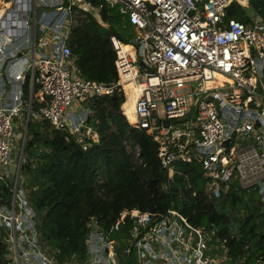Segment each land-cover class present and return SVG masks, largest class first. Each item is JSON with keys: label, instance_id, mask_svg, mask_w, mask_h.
<instances>
[{"label": "built area", "instance_id": "1", "mask_svg": "<svg viewBox=\"0 0 264 264\" xmlns=\"http://www.w3.org/2000/svg\"><path fill=\"white\" fill-rule=\"evenodd\" d=\"M200 1L0 0V60H7L12 44L31 27L32 43L18 53L32 58L22 57L24 69L13 74L22 81L28 73L30 87L38 89L37 106L32 111L29 100L28 113L67 132L86 150L97 140L86 125L87 102L133 83L129 123L159 144L163 167L176 160L197 162L215 197L237 178L264 203V21L258 15L246 22L226 18L233 0ZM103 7L115 9L135 29L136 44L110 36L118 75L113 83L79 77L67 43L79 18L76 9L98 18ZM37 38L47 46L38 47ZM11 99L3 104L0 98V180L12 192L11 249L17 264H61L41 250L34 211L18 183L25 162L23 146L14 142L21 90ZM136 211L141 212L124 208L108 231L88 222L85 264H219L212 228L193 225L174 209L148 225L149 213L142 217ZM127 214L136 225L120 247L111 232ZM220 254L227 258L225 248Z\"/></svg>", "mask_w": 264, "mask_h": 264}, {"label": "trees", "instance_id": "2", "mask_svg": "<svg viewBox=\"0 0 264 264\" xmlns=\"http://www.w3.org/2000/svg\"><path fill=\"white\" fill-rule=\"evenodd\" d=\"M76 10L79 18L67 42L71 67L81 78L115 82L110 36L122 38L112 23V9L103 7L98 18ZM255 15L264 21V0H248L247 6L233 0L226 18L246 22L247 16ZM24 91L28 96V88ZM124 101L121 89L90 98L86 125L97 140L86 150L67 132L29 119L18 183L22 181L34 211V227L45 254L61 264H85L88 222L108 231L124 208H136L149 213L151 225L174 209L191 224L212 228L211 241L218 252L226 249L228 263L264 264V203L256 198V190L244 189L232 178L228 190L215 197L199 163L176 160L163 167L159 144L127 121L121 110ZM11 201V186L0 180V206L9 207ZM119 224L111 236L121 247V239L136 223L127 214ZM9 231L7 224H0V264L12 263Z\"/></svg>", "mask_w": 264, "mask_h": 264}, {"label": "crops", "instance_id": "3", "mask_svg": "<svg viewBox=\"0 0 264 264\" xmlns=\"http://www.w3.org/2000/svg\"><path fill=\"white\" fill-rule=\"evenodd\" d=\"M128 25L132 28L133 34H134V32H135L134 27L130 24H128ZM31 36H32V28L30 27L27 30V33L23 37L19 38L16 41V43L14 42L12 44L13 48L8 50V53H7V55H8L7 61H4L3 59L0 60V98H1V103L5 104V103H10V101L12 102V99H11L12 93L18 92L21 90L22 96H23V104H22L23 107H22V110H21L19 117L15 119V128H16V130L18 129L17 123L20 121V119H22V123L25 120V123H24L25 130L24 131H26V128H27V120L29 121V119H31V118L32 119H38L32 115L33 113L30 114L26 110L29 100H31L32 103L33 102L36 103L35 106H37L38 89H37V87H34V88L30 87V76L28 78V81H26V76L29 75L28 73L22 81L14 80L13 74L19 72V70H23L25 67V61H26L25 59H28L30 57V56H28V58H26L27 56L22 55L18 52L20 49H23V48L25 49L27 47L29 37H31ZM133 38L129 39V40H133ZM122 40L124 42L129 43V41L124 40L123 38H122ZM22 57H25V59H22ZM1 58H2V56H1ZM31 58H32V56L30 57V59ZM12 62H14V63H12ZM11 63H12L11 68H9V65ZM6 64H7V66H6ZM24 88H28V92H29L28 96H25V97H24V95H26V93L24 91ZM121 90H123V92L125 94V101L121 105V110H122V113L126 116L127 121L129 122V120L133 119L132 105H133V102L136 98L135 86L133 85V83L128 84V85H125V88L121 89ZM32 103H31V106H32ZM76 112H77L76 114L79 115V111L77 110Z\"/></svg>", "mask_w": 264, "mask_h": 264}, {"label": "rangeland", "instance_id": "4", "mask_svg": "<svg viewBox=\"0 0 264 264\" xmlns=\"http://www.w3.org/2000/svg\"><path fill=\"white\" fill-rule=\"evenodd\" d=\"M236 1L239 4L243 5V6H247V4H248V0H236ZM201 3H202V0L200 1V5H201ZM110 11H111V14L114 16L113 17L114 20H113L112 23L116 27L117 31L120 34L126 36L128 39H132L134 37L133 30L127 24L126 19L125 18H122V15L118 14L115 9H112ZM29 42L32 43V37H29L28 43ZM35 42H36V45L38 47H41V48H42V45L45 44V41L44 40L38 39V38L36 39ZM45 46H47V44H45ZM6 66H7V64H6ZM212 100L215 103H217V101L215 99H212ZM24 123H25V120L22 123V119H20V121L17 123V128L18 129L16 130L15 137H14V142H15V145L17 146V148H19L21 146H24V141H25V137H26V135L24 137V133H25V131H24L25 130ZM13 154H14L15 157H17L18 151L15 150L13 152ZM0 212H2V214H5L4 217L3 216H0V223H5V224L8 225V227L10 229L9 235H11V225H12L11 223H12V220L9 218V216L11 215V212H12L11 205L9 207H6L4 205H2V207L0 206ZM11 247H12V237H10V249H11ZM216 249H217V247L213 245V252H214L215 256H218L219 264H233V263H228L227 262V259L222 258V260H221V258H220L221 257V254ZM31 253H33V252H31ZM12 254H13V252H12V249H11L10 255L12 256ZM32 257H34V256H32ZM11 264H17V256H16V254L15 255L13 254V256H12V263Z\"/></svg>", "mask_w": 264, "mask_h": 264}, {"label": "water", "instance_id": "5", "mask_svg": "<svg viewBox=\"0 0 264 264\" xmlns=\"http://www.w3.org/2000/svg\"><path fill=\"white\" fill-rule=\"evenodd\" d=\"M249 20V16H247L246 17V21H248ZM113 30L115 31V29L113 28ZM121 36V38H123L124 40H127V41H129V43H131V44H136V42L134 41V40H129L128 38H126L124 35H120ZM165 123H168V120H165ZM27 124H28V120H27ZM25 135H26V131H25V133H24V137H25ZM224 143H227V141H225ZM178 161H180L181 162V160H178ZM255 196H256V198L257 199H259L260 198V196H259V193L258 192H255ZM135 223H136V221H135Z\"/></svg>", "mask_w": 264, "mask_h": 264}, {"label": "bare ground", "instance_id": "6", "mask_svg": "<svg viewBox=\"0 0 264 264\" xmlns=\"http://www.w3.org/2000/svg\"><path fill=\"white\" fill-rule=\"evenodd\" d=\"M131 90V89H130ZM136 90V89H135ZM131 115V114H130ZM137 212V211H136ZM140 216H145V213L144 212H137Z\"/></svg>", "mask_w": 264, "mask_h": 264}]
</instances>
